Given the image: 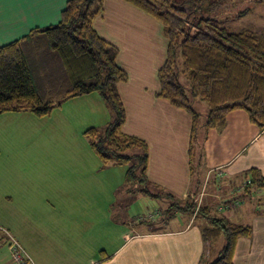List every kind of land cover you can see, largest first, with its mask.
<instances>
[{"label": "crops", "instance_id": "0c3cea01", "mask_svg": "<svg viewBox=\"0 0 264 264\" xmlns=\"http://www.w3.org/2000/svg\"><path fill=\"white\" fill-rule=\"evenodd\" d=\"M67 1L48 0L24 6L6 3L0 10V46L37 28L58 24ZM235 8L232 4L222 13L233 14ZM93 26L118 48L117 63L128 74V80L118 85L126 110L122 131L148 145L146 185L154 194H171L180 205L192 198L211 211L195 218L176 207L171 210L172 200L168 197L145 196L149 200L126 199L128 209L134 203L138 207L143 202L148 205L133 219L125 217L128 215L124 207L119 209L123 217L114 214L120 206L115 202L102 217L84 213L73 220L76 203L68 195L65 197L70 186L49 199L35 189L28 192L26 188L20 191L4 186L6 200L13 208L10 228L16 236H11L34 264H209L223 250L225 239L220 237L207 248L202 228L211 224L209 217L223 214L231 222L252 229L249 237L238 240L234 263L264 264V187L245 192L247 181H251L249 171L257 170L264 178V128L254 124L246 111L235 110L227 116L224 128H202L194 140L191 115L157 96L158 72L168 49L163 25L124 0H104ZM93 94L78 99H94ZM95 101L93 106L105 104L100 95ZM194 160L200 165L199 178L194 172ZM117 175L123 183L124 175ZM168 209L173 212L165 215ZM54 210L58 214L69 210L71 218L62 221L72 224L57 226ZM151 213L155 216L149 219ZM78 223L77 231L71 232ZM0 261L13 264L11 259Z\"/></svg>", "mask_w": 264, "mask_h": 264}, {"label": "trees", "instance_id": "16d2710c", "mask_svg": "<svg viewBox=\"0 0 264 264\" xmlns=\"http://www.w3.org/2000/svg\"><path fill=\"white\" fill-rule=\"evenodd\" d=\"M124 1L163 25L168 49L166 61L158 72L157 96L191 115L194 140L197 141L202 128L207 131L224 128L227 116L235 110L246 111L254 124L264 128V33L232 32L221 21L226 15L222 13L224 8L241 4L243 0H233L234 3L231 0ZM103 3L104 0H68L58 24L37 28L19 40L0 46V115L30 113L43 118L71 99L93 93L100 95L112 109L113 117L105 128L91 127L83 133L92 151L106 166L130 165L125 186L131 193L168 197L172 200L171 210L176 207L193 215L198 204L192 198L180 205L171 194H154L150 190L146 185L148 145L122 131L126 110L118 85L128 80V74L117 63L118 48L94 29L93 20L103 10ZM250 11L247 8L236 15L246 16ZM44 88L68 91L54 102L41 97L39 90ZM196 99L208 107L203 115L192 105ZM134 149L138 151L129 153ZM194 165L199 178L198 161ZM248 174L251 181H247L245 192L264 187V178L257 170ZM135 184L144 187L138 191L130 189ZM171 210L165 211V215L172 213ZM207 211L211 209L200 207L197 218L206 216ZM209 219L211 224L202 228L206 247L220 237L225 239L223 250L209 264H235L238 240L249 237L251 227L233 223L223 214Z\"/></svg>", "mask_w": 264, "mask_h": 264}, {"label": "rangeland", "instance_id": "374dc122", "mask_svg": "<svg viewBox=\"0 0 264 264\" xmlns=\"http://www.w3.org/2000/svg\"><path fill=\"white\" fill-rule=\"evenodd\" d=\"M246 1L248 0L234 5L236 8L233 14L222 17L223 25L232 32L251 30L258 34L264 33V0L261 3ZM247 8H250V14L237 17V12ZM230 11L231 9H228V12ZM38 72L40 73V69ZM41 80L48 81L44 78ZM67 91L44 88L39 90V93L43 99L57 102ZM91 98L94 99H71L43 118L30 113L0 115V229L5 230L4 233L0 232V245L4 244L0 247V259L8 262L11 259L13 264H17L10 245L13 241L19 244L11 236H16V233H11L12 205L6 200L4 186L13 190L17 187L20 191L26 188L28 192L35 189V192H41L44 199H49L53 193H61L70 186L71 190L66 191L65 197L68 195L76 203L72 209L75 210L73 220L84 213L92 217H102L114 207L115 202L120 206L115 208L114 214L117 212V215L123 217L119 209L127 208V198L149 200L147 197L131 193L125 186V173L130 165H104L84 137L85 130L91 127L105 128L113 117L112 109L104 103L103 107L92 105L96 102L95 98H99L98 94H93ZM192 105L202 115L208 111L206 103L199 99L192 100ZM137 151L134 149L129 153L134 154ZM120 173L124 175L123 183L118 179L117 174ZM142 187L144 184H135L130 189L138 191ZM156 205L161 207L158 203ZM129 207L126 210L128 216L125 217L133 219L138 211H145L148 205L143 202L139 203V207L137 203ZM54 212L57 218L55 223L61 227L65 223L62 218L66 221L70 212ZM196 215L193 214L194 217ZM68 224L70 226L72 222ZM79 227L80 223L76 224L71 232H76ZM0 264L5 263L0 261Z\"/></svg>", "mask_w": 264, "mask_h": 264}, {"label": "built area", "instance_id": "2783aa9c", "mask_svg": "<svg viewBox=\"0 0 264 264\" xmlns=\"http://www.w3.org/2000/svg\"><path fill=\"white\" fill-rule=\"evenodd\" d=\"M200 206H201L200 203H198V207L194 213L195 215L198 213ZM154 216L155 214L151 213L148 215V218L152 219L154 218ZM13 245L15 247H13ZM12 250H13L12 254H13L14 260L17 264H34L32 259L26 253V251L16 241H13Z\"/></svg>", "mask_w": 264, "mask_h": 264}, {"label": "snow or ice", "instance_id": "6c2138e0", "mask_svg": "<svg viewBox=\"0 0 264 264\" xmlns=\"http://www.w3.org/2000/svg\"><path fill=\"white\" fill-rule=\"evenodd\" d=\"M45 2H48V0H0V10L3 9V6L6 3L18 4L24 6V5H33L37 3H45Z\"/></svg>", "mask_w": 264, "mask_h": 264}]
</instances>
